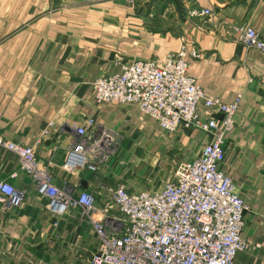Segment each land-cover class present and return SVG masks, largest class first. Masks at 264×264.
<instances>
[{"label":"crops","instance_id":"0c3cea01","mask_svg":"<svg viewBox=\"0 0 264 264\" xmlns=\"http://www.w3.org/2000/svg\"><path fill=\"white\" fill-rule=\"evenodd\" d=\"M163 1L141 9L130 0H0V133L33 148L59 188L92 192L101 206L119 184L140 192L148 180L144 173L160 162L151 156V141L161 137L166 144V131L136 105H98L92 84L138 60L163 67L187 42L201 55L189 60V74L206 95L225 104L241 96L221 165L250 208L242 231L249 247L237 253L234 264H264V54L231 35L234 26L248 25L264 40V0ZM205 9L213 15L192 16ZM160 26H183V36L155 30ZM199 112L204 119L213 116L204 106ZM94 126L122 137L117 156L96 174L65 172L75 128ZM185 130L174 133L190 161L209 137ZM178 166L169 180L147 191H162ZM4 181L24 193V200L10 208L0 203V264H89L99 239L81 208L71 209L55 229L56 218L21 170L19 157L0 149Z\"/></svg>","mask_w":264,"mask_h":264},{"label":"built area","instance_id":"2783aa9c","mask_svg":"<svg viewBox=\"0 0 264 264\" xmlns=\"http://www.w3.org/2000/svg\"><path fill=\"white\" fill-rule=\"evenodd\" d=\"M212 15L209 9L192 12L193 17ZM231 35L264 54V40L254 27L234 26ZM200 57L186 42L167 57L163 67L153 60H138L92 84L98 105H136L166 132L183 128L208 135L209 142L199 156L182 162L174 179L160 192H130L119 184L109 189L110 198L101 206L92 192H78L69 185L59 188L33 148L8 141L0 133V149L19 157L21 170L33 180L39 196L47 200L46 208L56 218L55 229L71 209L81 208L99 239L89 264H234L237 253L248 249L242 231L249 205L232 190V179L221 169L241 96L225 104L206 95L189 74V60ZM200 106L211 110L213 116L204 119ZM2 120L0 112V128ZM75 132L64 171L96 174L107 170L122 137L104 126L76 127ZM23 200L24 193L8 182L0 183L4 207L19 206Z\"/></svg>","mask_w":264,"mask_h":264},{"label":"rangeland","instance_id":"374dc122","mask_svg":"<svg viewBox=\"0 0 264 264\" xmlns=\"http://www.w3.org/2000/svg\"><path fill=\"white\" fill-rule=\"evenodd\" d=\"M163 0H130V3L137 8L142 7H156L162 6ZM162 28H156L155 30L171 31V36L173 38H181L183 36V26H160ZM186 131V130H185ZM167 134L168 141L164 144L161 137H154L152 139L151 146V156L158 159L159 165L151 167L153 169H148L144 174L148 176V180L144 177L142 191H147L151 187H155L158 184H162L166 180H169L176 167L186 161L185 147L180 141V138L176 139V133L169 134V132H164ZM154 170V172H153ZM149 172V173H148ZM152 172V173H151Z\"/></svg>","mask_w":264,"mask_h":264}]
</instances>
